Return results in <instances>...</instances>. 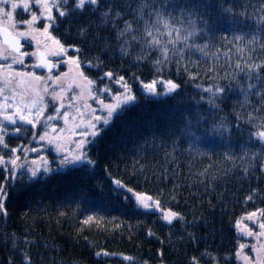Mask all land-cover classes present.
Wrapping results in <instances>:
<instances>
[{
	"label": "trees",
	"instance_id": "1",
	"mask_svg": "<svg viewBox=\"0 0 264 264\" xmlns=\"http://www.w3.org/2000/svg\"><path fill=\"white\" fill-rule=\"evenodd\" d=\"M69 4L71 14L57 16V38L80 50L94 94L110 102L99 90L119 93L116 77L124 76L138 102L93 149L94 169L34 181L17 169L8 216L0 217V264L25 257L30 264H192L193 257L198 264H239L236 222L253 212L264 221V143L254 135L264 130V0H100L83 11ZM193 22L189 47L181 42L173 51L169 41H183ZM152 39L160 44L149 47ZM205 45L207 56L198 50ZM108 71L113 79H101ZM152 80L179 88L164 95L158 84L160 95L150 98L138 81ZM217 87L225 91L216 97L204 91ZM31 137L24 131L18 143L29 146ZM5 142L0 155L9 161L17 138L5 135ZM5 167L12 168L0 165V180ZM114 180L183 219L168 225L160 213L138 210ZM97 252L109 256L98 259Z\"/></svg>",
	"mask_w": 264,
	"mask_h": 264
},
{
	"label": "snow or ice",
	"instance_id": "2",
	"mask_svg": "<svg viewBox=\"0 0 264 264\" xmlns=\"http://www.w3.org/2000/svg\"><path fill=\"white\" fill-rule=\"evenodd\" d=\"M49 2L50 0H36L37 5H43L44 7L41 10L40 15L38 16L36 12L31 11L30 8V0H0V17L6 16L8 21H14V10L21 8L23 12L25 13H30V18L29 19H24L21 21H16L13 23V28H27L30 29L28 30H20L17 32V35L19 37L27 39L28 37L32 36L33 32H39L40 29L35 28L34 25H36L40 20H45L46 23L43 25L42 32L44 35L47 36L49 40H51L57 47L54 51L51 52V55L53 56H67V53L69 51H73L78 53L80 50L76 48L75 46H65L62 41L51 35L50 29L54 27L57 23V16L59 18H65L68 17L71 13L69 9L72 7V5L69 4V0H51V7H49ZM100 3V0H73L74 8L78 9L80 11H83L85 9L86 5H91V6H98ZM10 5L11 10H6L7 6ZM55 8L56 10V15H53V9ZM107 15V13H105ZM162 15L158 13V16ZM159 23V21L157 22ZM165 27H168L167 22L164 23ZM127 31H130L129 29H126ZM5 29L0 28V33H3ZM123 35V33H121ZM147 35L149 37L152 36V32L148 31ZM197 35V30L195 28V23H192V30L187 32V35L183 37V41H181V38L177 36L176 41H169L171 44V47L173 51H177L176 49V44L183 42L185 47H189L187 44V41L191 37H195ZM169 36H171V33H169ZM35 39V37H32ZM237 40L241 39V37L237 36ZM147 42V41H146ZM149 43V47H154L158 46L160 44L159 40L157 39H152L151 42ZM24 45L21 44L19 39H15L12 45V51L16 53H20V57H27L29 55L31 56H36L37 53L32 52H20V49ZM207 45L204 47H200L198 50L202 53H204L205 56H207V52H205V48ZM121 51L127 55L126 48H122ZM161 56L163 57L164 60H167L169 58V53H168V45H164L161 48ZM11 58V63L10 64H0V75L3 74L5 68L12 69L13 65L15 64H20L24 65L25 61L23 58H18L16 56H10V55H4L3 53H0V60L7 61ZM40 62L35 64L33 67L35 68H44L47 70L49 73L48 80H52L51 73L55 70L58 69L61 64L58 63H52L50 60H46L44 58V54L41 53L39 56ZM71 62L72 64H75L77 68H80V61L78 56H67V60L65 63ZM157 63H161V61H157ZM91 67V65H89ZM239 67V65H237ZM251 67V66H250ZM63 75H67V72H65ZM15 76L20 78V83H25L24 77H30L32 81L34 82H39L43 81L45 79L44 76L41 75H36L34 72H15ZM80 76L83 77V79L87 80V83L89 85L95 84V81L92 79H89L87 76H84L83 72L80 73ZM113 72L108 71L103 74L101 79L107 78L108 80L113 79ZM60 77L57 76L56 80H59ZM11 80V73L9 74V81ZM117 83H119L120 87L123 89V92L120 93L117 96H114L113 98L116 100V103H108L105 104L102 99H97V103L102 105L101 111L107 110L106 115L101 117L100 115H95L92 120L88 121L87 127L82 130L79 133L80 138L75 140L73 142V147L70 150H65L59 143L55 142V138H50L49 137V132L45 131L42 135H39L38 139L39 141H46L47 144L49 145H55V153H56V159H54L52 162L57 164V168L53 169L49 162L45 159V157L41 156L40 159L43 162L42 166V173L43 177H47L51 173H55L56 171H61L63 172L64 170L67 169H77L80 166H85V168L88 169H94L97 165V161L92 157L91 153L95 147L98 146L99 141L103 139V135L105 132L108 131V128L110 127L111 123L114 121V119L118 118L124 111L125 109L129 108L132 105H135L137 101V97L133 94L132 92V86L128 83V81L125 79L124 76H119L116 77ZM139 83L142 84V89L143 92L148 96V97H157L160 95L157 90V85L158 84H164L166 88V92L163 93L164 95H168L170 93H173L174 91L178 90L179 85L174 83L171 80L168 81H162V80H152L151 82L148 83H143L141 81H138ZM45 91H47V88H45ZM101 93H107L109 95L111 94V89L104 87L103 89L99 90ZM205 92H209L212 94L213 97L219 96L222 94L225 89L217 87L215 91H213L212 88H207L204 89ZM4 92V88H0V93ZM36 97H38L39 104L43 105L44 104V97L39 94V92H35ZM52 100L55 102L58 97L59 93L53 92L52 94ZM6 99H8L6 97ZM37 99H32L28 103H23L21 106L17 107L15 110V113L12 115H5L4 112L7 110V108H3L0 110V117H2V122H0V146L3 148H8V144L5 142V135L7 134V129L4 126V122H7V124L10 125H16L17 124V118L21 123H27L29 125H32V127L35 129L37 126L38 118L40 115L44 112L45 108L43 106L38 107ZM209 103H213V101H209ZM64 105L61 104L59 107L55 108V112L57 114L60 113L61 108H63ZM33 109H35L34 113V118L29 119L26 115H24V111L27 110L29 114H32ZM78 110V109H77ZM95 112V109L92 110ZM63 116L67 118L69 116V113L67 111H64ZM56 116L49 115L47 116V121H52L56 119ZM36 120L37 122H34ZM16 131H19V128L16 129ZM56 129L53 127L52 132H55ZM63 131V129H61ZM256 139L260 140L262 143H264V130L259 131L258 133H254ZM40 149L38 148H32V152H37ZM15 158L10 159L9 161H5L4 157L0 155V165H6V164H11L12 168H3V179L0 180V217H7L8 216V208H7V202L10 194V189L14 188L15 181L17 180V169H24L29 175H27V180L28 181H34L38 178V176L41 175V167L36 166L35 168L27 166L25 164H17V161L20 159L19 156H16L15 153L17 152V149L13 148L10 150ZM36 160H32L31 164L36 165ZM10 172V175H9ZM24 173H20L21 179H23ZM11 181V183H9ZM112 184L114 188L118 192H123L125 198H131L128 196V194H132L134 196V203L137 206V209L140 210H149L150 209V203L152 204L153 208L152 210H160L161 209V202L159 200H154L153 197L148 196L143 193H138L134 192V190L130 187H125V185L120 181V180H114L112 181ZM249 199H251L249 197ZM262 214H264V210H262ZM256 215L255 212L251 213L247 218L251 219ZM162 220L166 222L168 225H172L175 220H181L183 219L182 215L177 212L172 210L171 208L162 211L161 213ZM93 220V216L89 215L87 219L84 221V223H89L90 221ZM240 222H236L237 228H239ZM261 229H264V223H261L259 225ZM151 235V233H150ZM253 233L251 231L247 232V236H252ZM260 235H264V232H261ZM26 242V241H25ZM246 245L241 244L239 245L240 249L245 248ZM254 247V246H253ZM96 257L98 259L108 257L109 253L107 252H97ZM240 253L237 252V256H239ZM124 260H131V257H122ZM192 259V264H198L197 259L195 257L191 258ZM22 264H30V258H23L22 259Z\"/></svg>",
	"mask_w": 264,
	"mask_h": 264
},
{
	"label": "rangeland",
	"instance_id": "3",
	"mask_svg": "<svg viewBox=\"0 0 264 264\" xmlns=\"http://www.w3.org/2000/svg\"><path fill=\"white\" fill-rule=\"evenodd\" d=\"M49 7H51V0L49 2ZM44 6L37 5L36 0H30V8L31 11L36 12L39 16L41 10ZM6 10H11L10 5L7 6ZM53 15L54 9H53ZM30 13H25L21 8L14 10V21H21L24 19H29ZM0 20H8L6 16L0 17ZM46 23L45 20H40L34 27L41 29V26ZM51 35L57 37L56 29H50ZM39 42L48 39L46 35L43 34L42 31L35 32L34 35ZM51 41V40H50ZM52 42V41H51ZM53 43V42H52ZM54 44V43H53ZM55 45V44H54ZM56 46V45H55ZM57 47V46H56ZM55 50V49H54ZM53 50V51H54ZM67 56H74L73 51H69ZM67 56L61 55L58 56V61L61 62L63 67L61 68L62 71L58 73V69L53 72L52 80H48V76H44L45 79L43 81L34 82L29 80L25 82L23 85L17 83L15 80L8 81L7 77L3 78V81L0 83V88H4V92L0 93V109H2V105L8 108V104L12 106V114L15 113L17 107L21 106L23 103H28L32 99H37L35 92H39L40 95L44 97V100L51 102V107H47V109L40 115L38 118L37 126L40 125V122H43L42 116L45 115L46 117L49 115L56 116L57 118L52 120L54 123L50 122L43 127V124L40 126V129L33 128V135L30 138L31 144L29 146H25L24 150H20L16 152V155L19 156L21 152V158L17 161V164L22 161L25 162L27 166L35 168L36 166L41 167V174L42 173V166L43 162L41 161L40 157L43 156L49 162L51 167L56 169L57 164L53 163L52 161L56 159L55 153V145H49L46 141H39V135H42L45 131L49 132L50 138H55V142L59 143L65 150H70L73 147V142L79 138H77L79 133L84 130L87 125L88 121L92 120L93 117H90L88 113L95 109L96 115H100L103 117L106 115V109L101 111L102 105L97 103V96L92 91V85L87 83V80L83 79L80 76V68H77L75 64L71 62L65 63L67 60ZM67 72V75H63ZM59 76L60 79L56 80V77ZM2 78V76H1ZM21 85V86H20ZM3 86V87H2ZM47 88V91H45ZM141 90L142 85H140ZM56 92L59 93L58 99L53 102L52 100V93ZM123 92V89L120 88L119 93L113 94L112 97L109 95L110 102H104L105 104L108 103H116V100L113 98L114 96L119 95ZM133 92V91H132ZM134 94V92H133ZM145 94V93H144ZM135 95V94H134ZM146 95V94H145ZM147 96V95H146ZM6 97L8 99H6ZM10 102V103H9ZM61 104L64 105L61 108L59 114L55 112V108L59 107ZM38 107L41 105L37 104ZM82 108L83 112V121L80 122L79 112L75 113L73 117L76 115V120L69 118L67 122H64L63 113L67 111L69 114H73L78 108ZM92 107V108H91ZM6 112V111H5ZM35 109H33L32 114H29L27 110L24 111V115H26L29 119L34 118ZM1 122V121H0ZM17 122L20 128L26 126L27 123H21L17 118ZM29 125V124H28ZM4 126L7 128V123L4 122ZM9 126V125H8ZM55 128L56 131L52 132V128ZM74 127H77L73 129ZM80 128V129H79ZM63 129V131H61ZM23 137V132L20 134ZM32 148L40 149L37 152H32ZM15 158V157H14ZM36 160V165H32L31 161ZM30 163V164H27ZM12 167L11 164H6ZM4 165V166H6ZM20 165V164H19ZM150 203V209L152 210L153 206ZM158 213H162L161 210H153ZM249 215L241 217L238 221L240 222L239 228L237 231L241 238V244L246 245L245 248L239 249L240 255L237 256V260L239 264H264V235H260L261 232H264V229H261L259 225L264 223L263 218L256 214L251 219H248ZM237 227V226H236ZM251 231L253 233L252 236H247V232ZM254 246V247H253Z\"/></svg>",
	"mask_w": 264,
	"mask_h": 264
},
{
	"label": "flooded vegetation",
	"instance_id": "4",
	"mask_svg": "<svg viewBox=\"0 0 264 264\" xmlns=\"http://www.w3.org/2000/svg\"><path fill=\"white\" fill-rule=\"evenodd\" d=\"M13 23H15V21H8V20H0V28H3L7 31H9V33L20 40L21 44H23V50L21 51V53L23 52H28V53H32V52H35L37 53L36 56H27V57H20V54H17L16 52L12 51V48L10 46H7L5 45V43L3 42L2 38H1V33H0V53H3L4 55H10V56H16L18 58H23L25 63L24 65H20V64H15L13 65V68L12 69H8V68H5L4 72L2 75H0V83L3 81V78L4 77H7V80L9 81V74L11 73V80L10 81H13L15 80L17 83L23 85L24 83H20V78L16 77L15 76V72H34L36 75H41V76H49V73H45V71L42 69V68H35L33 67L35 64L38 63V56H39V53L40 52H43L45 55H46V58L50 61H52V63H58V56H53L51 55V52L56 49V46L49 40V39H46V40H43L42 42H39L37 40V38L34 36L35 35V32L32 33V36L28 37L27 39L25 38H22V37H19L17 35V32L20 31V30H28L30 31V29H27V28H24V29H21V28H13ZM35 26V25H34ZM57 27V25H54L53 28L51 29H55ZM43 29V26H41V29L40 31H42ZM32 37H35V39H33ZM69 53V52H68ZM74 56H77V54L74 52ZM80 61V60H79ZM11 63V58L7 61H4V60H0V64H10ZM61 64V62H59ZM81 65V63H80ZM63 65L61 64V66L58 68V73H60L62 71V68ZM82 72V67L80 66V73ZM53 73H51V76H52ZM2 76V78H1ZM25 82L29 81V80H32L30 77H24L23 78ZM20 85V86H21ZM1 87V86H0ZM3 87V86H2ZM10 103V102H9ZM41 105V104H40ZM8 108L6 110V112H4L5 115H11L12 113V106L10 104H8ZM45 108V110L47 109V107H51V102L47 101V100H44V104L41 105ZM5 108L4 105H2V109ZM92 108V107H91ZM0 109V110H2ZM44 110V111H45ZM79 112V117H80V122L83 121V112H82V108H78V110H76L73 114H69V116L67 118H65L63 116V119H64V122H67L69 118L72 117V119L76 120V115L73 117V115L75 113H78ZM90 115V117H94L96 114L93 113L92 111H90V113H88ZM47 117L45 115L42 116V119L43 122H40V125L37 126V129L39 130L40 129V126L43 124V127L52 122L54 123L53 121H47L46 119ZM0 121L2 122V117H0ZM7 123V122H5ZM9 125V126H8ZM7 136L14 139V138H17V144L14 148L18 150H24L25 148V145L23 144H20L18 143V140L21 138V133L24 132V131H27V132H31V134L33 135V127L32 125H28L26 124V126L20 128L18 122L16 125H10V124H7ZM19 128V131L17 132L16 129ZM73 128V127H72ZM77 127H74L73 129H75ZM80 129V128H79ZM78 136L77 138H80L79 135H76Z\"/></svg>",
	"mask_w": 264,
	"mask_h": 264
},
{
	"label": "water",
	"instance_id": "5",
	"mask_svg": "<svg viewBox=\"0 0 264 264\" xmlns=\"http://www.w3.org/2000/svg\"><path fill=\"white\" fill-rule=\"evenodd\" d=\"M1 38H2V40H3V42L5 43V45H7V46H10L11 48H12V45H13V42H14V40L15 39H17V38H15V37H13L10 33H9V31H7V30H5L3 33H1ZM23 50V47L20 49V52ZM41 53H43V52H40L39 53V56H40V54ZM17 54H20V53H17ZM44 54V53H43ZM39 56H38V63L40 62V60H39ZM44 58L46 59V60H48L47 58H46V55L44 54ZM44 71H46L47 72V70L46 69H44V68H42ZM57 69H55L54 71H56ZM53 71V72H54ZM48 73V72H47Z\"/></svg>",
	"mask_w": 264,
	"mask_h": 264
}]
</instances>
